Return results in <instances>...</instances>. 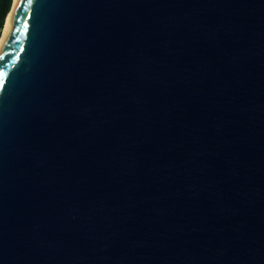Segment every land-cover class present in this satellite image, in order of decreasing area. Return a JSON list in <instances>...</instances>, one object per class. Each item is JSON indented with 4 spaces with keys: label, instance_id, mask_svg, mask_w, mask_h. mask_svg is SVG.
Returning a JSON list of instances; mask_svg holds the SVG:
<instances>
[{
    "label": "water",
    "instance_id": "1",
    "mask_svg": "<svg viewBox=\"0 0 264 264\" xmlns=\"http://www.w3.org/2000/svg\"><path fill=\"white\" fill-rule=\"evenodd\" d=\"M0 264H264V0H16Z\"/></svg>",
    "mask_w": 264,
    "mask_h": 264
},
{
    "label": "trees",
    "instance_id": "2",
    "mask_svg": "<svg viewBox=\"0 0 264 264\" xmlns=\"http://www.w3.org/2000/svg\"><path fill=\"white\" fill-rule=\"evenodd\" d=\"M12 0H0V36L5 23V18L10 11Z\"/></svg>",
    "mask_w": 264,
    "mask_h": 264
},
{
    "label": "bare ground",
    "instance_id": "3",
    "mask_svg": "<svg viewBox=\"0 0 264 264\" xmlns=\"http://www.w3.org/2000/svg\"><path fill=\"white\" fill-rule=\"evenodd\" d=\"M15 1L16 0H13L11 9H10V11L8 12V14H7L6 18H5V23H4V26H3V29H2V32H1V36H0V46L2 45L3 41L6 38V35H7V32H8V28H9V25H10V19H11V16H12L13 6L15 4Z\"/></svg>",
    "mask_w": 264,
    "mask_h": 264
}]
</instances>
